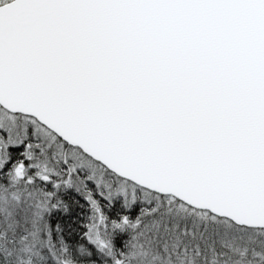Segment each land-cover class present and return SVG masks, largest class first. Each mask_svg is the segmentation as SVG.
<instances>
[{"label": "snow or ice", "instance_id": "snow-or-ice-1", "mask_svg": "<svg viewBox=\"0 0 264 264\" xmlns=\"http://www.w3.org/2000/svg\"><path fill=\"white\" fill-rule=\"evenodd\" d=\"M0 264H264V0H0Z\"/></svg>", "mask_w": 264, "mask_h": 264}]
</instances>
